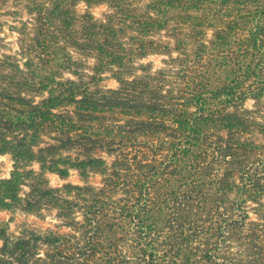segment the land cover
<instances>
[{
    "label": "trees",
    "instance_id": "1",
    "mask_svg": "<svg viewBox=\"0 0 264 264\" xmlns=\"http://www.w3.org/2000/svg\"><path fill=\"white\" fill-rule=\"evenodd\" d=\"M256 128L264 0H0V210L73 232L0 225V264H264ZM73 171L84 186L50 185Z\"/></svg>",
    "mask_w": 264,
    "mask_h": 264
},
{
    "label": "rangeland",
    "instance_id": "2",
    "mask_svg": "<svg viewBox=\"0 0 264 264\" xmlns=\"http://www.w3.org/2000/svg\"><path fill=\"white\" fill-rule=\"evenodd\" d=\"M101 7L92 9L93 14L101 18L102 15L105 13L106 8L104 7L103 11H96L100 9ZM85 9V8H83ZM82 9V10H83ZM7 33V38L11 42L15 44L16 42V35H12L9 32ZM16 46L14 45V50ZM163 57H151L148 58L140 63L147 64L149 63L151 65V71L154 73L157 70H159L161 67H163L162 64ZM106 80L101 83V86L106 89H117L119 84L116 80L110 78L108 75H105ZM243 109L246 112H250L254 110V101L248 100ZM249 118L254 117L256 122H262V118L260 115L252 114L247 115ZM123 120V119H122ZM240 137L250 139L256 143H264V137L261 133L258 132V128L255 129V132H253L250 136L243 134H240ZM47 138L44 137V141H46ZM74 154V152H73ZM107 158V157H106ZM110 164V162H109ZM36 169L39 168V165L35 166ZM13 170V160L12 156L10 154H1L0 153V180L8 179L11 175V172ZM48 179L50 180V185L53 188H61L62 186L66 184H72V185H79L84 186L85 183L83 182L82 178L79 176V173L77 171H73L68 179L62 180L60 177H58L55 174H48ZM103 177L99 175H93L91 176L89 180V184L93 186H100L102 185ZM25 192L29 191V188H24ZM58 210L54 208H45L41 213H26L24 211H17L15 213L3 211L0 210V225H8L9 226V232L11 234H14V236H18L21 233H26L29 236H34L35 238L38 237H45L49 233H56V234H71L73 233L72 230L69 227H65L66 221L64 219H59L57 217ZM72 219H75L76 221H82L83 217L80 212L77 210L72 214ZM2 246V242L0 241V247ZM42 249H45L44 247ZM43 251V250H42Z\"/></svg>",
    "mask_w": 264,
    "mask_h": 264
},
{
    "label": "clouds",
    "instance_id": "3",
    "mask_svg": "<svg viewBox=\"0 0 264 264\" xmlns=\"http://www.w3.org/2000/svg\"><path fill=\"white\" fill-rule=\"evenodd\" d=\"M80 7H81V9H83V8H85L86 7V5H84V4H81L80 5ZM104 10V6H101V8L100 9H98V10H96L97 12L98 11H103Z\"/></svg>",
    "mask_w": 264,
    "mask_h": 264
}]
</instances>
